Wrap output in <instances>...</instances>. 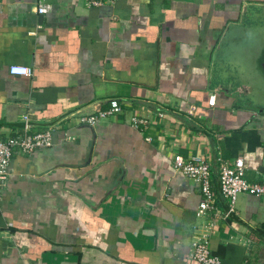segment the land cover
I'll return each mask as SVG.
<instances>
[{
  "label": "crops",
  "instance_id": "1",
  "mask_svg": "<svg viewBox=\"0 0 264 264\" xmlns=\"http://www.w3.org/2000/svg\"><path fill=\"white\" fill-rule=\"evenodd\" d=\"M41 1L0 0V136L25 115L52 128L0 182V264H187L199 236L221 264H264V198L231 206L218 183L239 156L264 182V0ZM114 98L122 113L79 122ZM174 154L207 160L224 218L197 213Z\"/></svg>",
  "mask_w": 264,
  "mask_h": 264
},
{
  "label": "built area",
  "instance_id": "2",
  "mask_svg": "<svg viewBox=\"0 0 264 264\" xmlns=\"http://www.w3.org/2000/svg\"><path fill=\"white\" fill-rule=\"evenodd\" d=\"M114 0H86L88 5L99 6L104 3H111ZM39 14L46 13L50 5L39 0L37 5ZM11 74L30 76L31 68L24 65H11L9 67ZM110 106L106 109L98 110L94 114H85L79 116V122L82 124L95 125L101 119L115 116L122 113L123 109L120 101L110 100ZM209 105H214L215 95L210 96ZM157 116H164L163 111H158ZM149 118L133 114L130 117V123L136 128L146 127ZM32 124L29 118L24 116L23 130L14 135L0 136V182L7 178V168L15 153L28 154L39 147H49L52 145V128H45L42 131L30 132ZM173 166L176 171L184 176L198 182L202 198L198 204L197 213L200 215L212 214L224 218L216 206L217 194L212 187L211 168L207 160L200 156L184 157L180 154H174ZM219 194L225 198L232 206L236 197L241 193L255 195L264 198V182H250L245 177V165L241 156L229 161H222L218 168ZM187 256V264H221L218 256L210 251L209 239L206 236H199L191 242L190 250Z\"/></svg>",
  "mask_w": 264,
  "mask_h": 264
}]
</instances>
